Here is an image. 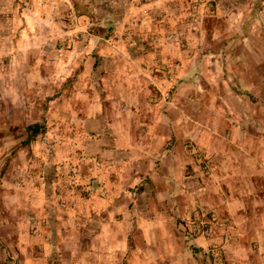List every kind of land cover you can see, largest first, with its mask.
Segmentation results:
<instances>
[{
    "label": "clouds",
    "instance_id": "1",
    "mask_svg": "<svg viewBox=\"0 0 264 264\" xmlns=\"http://www.w3.org/2000/svg\"><path fill=\"white\" fill-rule=\"evenodd\" d=\"M0 264H264V0H0Z\"/></svg>",
    "mask_w": 264,
    "mask_h": 264
}]
</instances>
